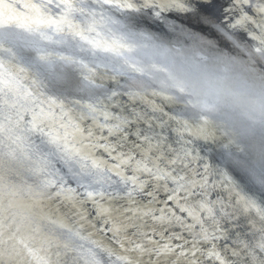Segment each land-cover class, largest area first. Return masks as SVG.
Instances as JSON below:
<instances>
[{
    "label": "bare ground",
    "instance_id": "6f19581e",
    "mask_svg": "<svg viewBox=\"0 0 264 264\" xmlns=\"http://www.w3.org/2000/svg\"><path fill=\"white\" fill-rule=\"evenodd\" d=\"M0 264H264V0H0Z\"/></svg>",
    "mask_w": 264,
    "mask_h": 264
}]
</instances>
